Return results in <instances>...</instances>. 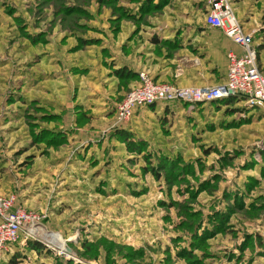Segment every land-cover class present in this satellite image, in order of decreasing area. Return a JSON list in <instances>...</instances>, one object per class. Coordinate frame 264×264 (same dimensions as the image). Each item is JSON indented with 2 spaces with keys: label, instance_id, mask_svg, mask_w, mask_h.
<instances>
[{
  "label": "rangeland",
  "instance_id": "374dc122",
  "mask_svg": "<svg viewBox=\"0 0 264 264\" xmlns=\"http://www.w3.org/2000/svg\"><path fill=\"white\" fill-rule=\"evenodd\" d=\"M229 3L264 70V0ZM208 11L207 0H0V196L40 217L0 264H264L258 105L160 102L117 120L140 73L174 89L223 83L189 44ZM191 64L201 84L181 85Z\"/></svg>",
  "mask_w": 264,
  "mask_h": 264
},
{
  "label": "built area",
  "instance_id": "2783aa9c",
  "mask_svg": "<svg viewBox=\"0 0 264 264\" xmlns=\"http://www.w3.org/2000/svg\"><path fill=\"white\" fill-rule=\"evenodd\" d=\"M206 23L220 30L226 38L242 50L238 55L227 56L226 82L214 88H186L155 84L145 72L140 73L139 85L119 105L118 122H128L138 107L151 106L160 102L204 103L241 97L248 105L264 108V74L257 63V52L252 47V34L240 26L229 0H207ZM16 196H0V252L20 238L23 229L40 220L38 214L16 208Z\"/></svg>",
  "mask_w": 264,
  "mask_h": 264
},
{
  "label": "crops",
  "instance_id": "0c3cea01",
  "mask_svg": "<svg viewBox=\"0 0 264 264\" xmlns=\"http://www.w3.org/2000/svg\"><path fill=\"white\" fill-rule=\"evenodd\" d=\"M205 24L206 25L197 26L192 30L191 35L195 36V38L189 44L198 45L197 51L199 52V56H203L205 63L210 62L204 69L206 71H212L214 68H218V71L223 74V83H225L228 70V54L231 51L241 55L242 50L230 42L220 30L213 29L208 26L207 23ZM213 45L216 46L215 52L212 50ZM204 69L202 68V70ZM260 69L264 74V70L261 67ZM182 74L183 76L180 79L181 85L189 86L201 84V79L203 78L202 71L194 64H191L188 68L183 70Z\"/></svg>",
  "mask_w": 264,
  "mask_h": 264
},
{
  "label": "trees",
  "instance_id": "16d2710c",
  "mask_svg": "<svg viewBox=\"0 0 264 264\" xmlns=\"http://www.w3.org/2000/svg\"><path fill=\"white\" fill-rule=\"evenodd\" d=\"M260 68V67H259ZM139 73L140 72H137L136 74H138L139 75ZM117 74H119L120 76H122V77H126V76H128V78L130 79V80H135V81H137V76L138 75H136L135 74V71H132L131 69L130 70H123V71H118L117 72ZM138 80H139V76H138ZM138 82V81H137ZM137 85V84H136ZM135 85V86H136ZM242 100H244L243 98H241V97H232V98H228V99H223V100H219V101H215V102H211V103H208L207 105H210V106H214V107H218L219 105H225V106H228V105H236V104H238V103H240V102H242ZM183 104H177L176 105V107L178 108H180L181 106H182ZM152 107H157L155 104L154 105H151V106H149L148 108H152ZM169 108V105L167 104L166 105V109L165 110H167ZM147 109V108H146ZM235 110H237V109H235ZM253 110H257V111H259L260 113H263L264 112V108L263 107H261V106H257V107H255ZM40 248V247H39Z\"/></svg>",
  "mask_w": 264,
  "mask_h": 264
}]
</instances>
